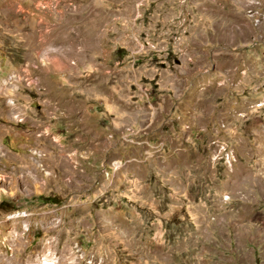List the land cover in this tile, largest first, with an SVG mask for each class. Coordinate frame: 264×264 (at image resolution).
<instances>
[{
  "label": "rangeland",
  "instance_id": "obj_1",
  "mask_svg": "<svg viewBox=\"0 0 264 264\" xmlns=\"http://www.w3.org/2000/svg\"><path fill=\"white\" fill-rule=\"evenodd\" d=\"M242 1L0 0V264H264Z\"/></svg>",
  "mask_w": 264,
  "mask_h": 264
},
{
  "label": "bare ground",
  "instance_id": "obj_2",
  "mask_svg": "<svg viewBox=\"0 0 264 264\" xmlns=\"http://www.w3.org/2000/svg\"><path fill=\"white\" fill-rule=\"evenodd\" d=\"M242 5L243 6H245V7H247V8H250V9H252V10H257L258 11V4H253V3H250V2H248L247 0H243L242 1ZM260 5V4H259ZM262 6V5H261ZM263 8V7H262ZM260 10V9H259ZM261 11V10H260ZM258 13V12H257ZM253 14V13H252ZM257 14L255 13L254 14V16H252V17H255ZM244 25V24H243ZM242 28V27H241ZM242 29H244V28H242Z\"/></svg>",
  "mask_w": 264,
  "mask_h": 264
}]
</instances>
